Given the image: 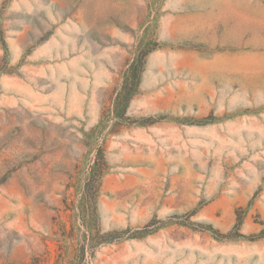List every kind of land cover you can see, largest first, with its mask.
I'll return each mask as SVG.
<instances>
[{
  "label": "rangeland",
  "instance_id": "374dc122",
  "mask_svg": "<svg viewBox=\"0 0 264 264\" xmlns=\"http://www.w3.org/2000/svg\"><path fill=\"white\" fill-rule=\"evenodd\" d=\"M0 264H264V0H0Z\"/></svg>",
  "mask_w": 264,
  "mask_h": 264
}]
</instances>
